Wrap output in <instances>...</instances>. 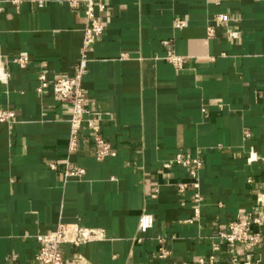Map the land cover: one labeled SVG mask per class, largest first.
<instances>
[{"label": "crops", "instance_id": "0c3cea01", "mask_svg": "<svg viewBox=\"0 0 264 264\" xmlns=\"http://www.w3.org/2000/svg\"><path fill=\"white\" fill-rule=\"evenodd\" d=\"M63 1L0 0L9 75L0 107L15 113L0 125V264H36L35 237L60 224L102 234L60 247L83 264H228L218 233L264 197V0H96L104 32L87 52L81 86L111 147L102 159L84 126L68 153L69 101L51 87L37 92L40 74L48 83L72 77L81 55L84 6ZM164 42L184 57L181 69L164 60ZM22 56L24 67L14 62ZM178 154L201 161L198 204L192 189H179L190 178L174 164ZM66 159L84 175L65 179ZM141 213L154 222L137 244ZM159 237L171 239L165 260Z\"/></svg>", "mask_w": 264, "mask_h": 264}, {"label": "built area", "instance_id": "2783aa9c", "mask_svg": "<svg viewBox=\"0 0 264 264\" xmlns=\"http://www.w3.org/2000/svg\"><path fill=\"white\" fill-rule=\"evenodd\" d=\"M69 8L79 10L84 6V27L82 39V51L80 58L74 66V75L72 77H59L52 83H48L46 77L40 74L37 77V92L42 93L48 87L52 88L55 99L69 101L70 113L68 116L69 136L67 139V151L73 153L77 150L79 133L84 126L91 135V141L94 146L93 155L102 159L109 155L111 151L110 144L103 140L100 135L99 126L96 123L95 116L85 108V92L81 86V79L86 73L87 52L90 46L99 38L103 32V24L98 20L95 11H103L104 7L96 2V0H64ZM42 6V2H38ZM217 22L224 23L225 19L222 15L217 16ZM176 29H182L185 26L183 20H176L173 23ZM212 30L208 29V36H212ZM166 53L164 60L171 64L176 70L182 68L184 57L174 53L169 42H164ZM21 67L27 62V57L22 56L14 60ZM9 75L2 68V56L0 52V83L7 84ZM15 119V113L12 109L0 107V125L12 123ZM174 164L187 169L190 183L180 185L182 191L190 188L194 191L192 200L198 204L202 201L199 193V172L201 170V161L198 158L182 157L180 154L175 156ZM63 177H81L84 170L68 159L62 162ZM169 168L170 164L164 165ZM54 169V165H51ZM256 208L249 214L238 215L228 223L225 230L218 233L220 239L228 249V264H259V247L262 238V228L264 227V197L256 198ZM154 219L152 215L141 213L138 219L137 232L140 237L135 238V242L140 244L143 242L144 235L153 227ZM102 238L99 231L87 229L77 224H60L58 227L47 234L37 235L35 237L38 243V250L34 256L36 264H83L78 256L70 259L64 257L60 252V247L69 245L74 248L85 245L92 241ZM164 237H159L157 241L158 258L167 259L170 256L169 241ZM211 261L212 258H209ZM200 264L204 263L203 259L199 260Z\"/></svg>", "mask_w": 264, "mask_h": 264}]
</instances>
